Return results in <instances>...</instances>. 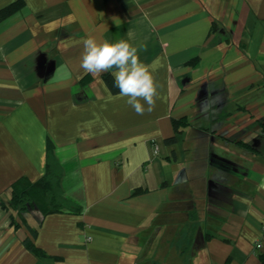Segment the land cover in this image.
I'll return each instance as SVG.
<instances>
[{
	"label": "crops",
	"instance_id": "0c3cea01",
	"mask_svg": "<svg viewBox=\"0 0 264 264\" xmlns=\"http://www.w3.org/2000/svg\"><path fill=\"white\" fill-rule=\"evenodd\" d=\"M10 6L0 264H264V0H0V14ZM89 36L138 48L153 111L136 114L110 72L84 73ZM49 145L79 210L29 212L33 249L3 203L44 176Z\"/></svg>",
	"mask_w": 264,
	"mask_h": 264
},
{
	"label": "clouds",
	"instance_id": "9594fccd",
	"mask_svg": "<svg viewBox=\"0 0 264 264\" xmlns=\"http://www.w3.org/2000/svg\"><path fill=\"white\" fill-rule=\"evenodd\" d=\"M80 67L85 74L110 72L119 96L126 98V103L136 114L154 110L158 85L149 68L140 61L138 48L127 40L112 43L97 41L92 36L85 38Z\"/></svg>",
	"mask_w": 264,
	"mask_h": 264
},
{
	"label": "trees",
	"instance_id": "16d2710c",
	"mask_svg": "<svg viewBox=\"0 0 264 264\" xmlns=\"http://www.w3.org/2000/svg\"><path fill=\"white\" fill-rule=\"evenodd\" d=\"M10 6L2 11L0 18L12 11ZM184 120L174 122L175 129L178 130L185 125ZM175 140V136L168 141ZM46 170L44 176L35 183L21 178L12 185V197L10 202L3 203V207L11 210L12 223L14 225L25 224L31 232V236L26 239L30 248H35L33 238L37 235L34 229L27 221L26 215L29 212L38 211L42 215L59 211H78L79 205L76 201L65 195L61 179L63 169L57 160L52 145L47 148Z\"/></svg>",
	"mask_w": 264,
	"mask_h": 264
},
{
	"label": "built area",
	"instance_id": "2783aa9c",
	"mask_svg": "<svg viewBox=\"0 0 264 264\" xmlns=\"http://www.w3.org/2000/svg\"><path fill=\"white\" fill-rule=\"evenodd\" d=\"M262 232L264 234V219H263V222H262ZM91 239V237H88V240Z\"/></svg>",
	"mask_w": 264,
	"mask_h": 264
}]
</instances>
